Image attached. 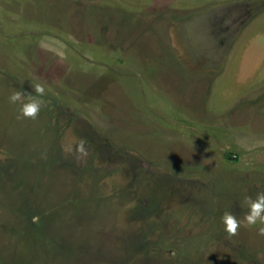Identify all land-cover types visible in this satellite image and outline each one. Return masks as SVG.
Segmentation results:
<instances>
[{"label":"rangeland","instance_id":"374dc122","mask_svg":"<svg viewBox=\"0 0 264 264\" xmlns=\"http://www.w3.org/2000/svg\"><path fill=\"white\" fill-rule=\"evenodd\" d=\"M261 193L264 0H0V264H264Z\"/></svg>","mask_w":264,"mask_h":264},{"label":"clouds","instance_id":"9594fccd","mask_svg":"<svg viewBox=\"0 0 264 264\" xmlns=\"http://www.w3.org/2000/svg\"><path fill=\"white\" fill-rule=\"evenodd\" d=\"M35 91L39 94L36 97L25 95L21 91H14L9 96V101L13 104L21 101L22 97H28L27 102L23 103L21 106V115L24 118L35 119L41 110L42 103L39 96L44 95L45 89L42 85H37ZM78 150L82 155H87L83 142L80 144ZM248 204L250 211L249 214L244 217V221H239L235 216L228 213L224 215L223 223L225 225V231L229 236L235 235L238 228L245 224V222L246 226L257 227L258 234L264 236V193L259 194L255 200L249 199Z\"/></svg>","mask_w":264,"mask_h":264},{"label":"flooded vegetation","instance_id":"af4514ba","mask_svg":"<svg viewBox=\"0 0 264 264\" xmlns=\"http://www.w3.org/2000/svg\"><path fill=\"white\" fill-rule=\"evenodd\" d=\"M230 23H232V22H230Z\"/></svg>","mask_w":264,"mask_h":264}]
</instances>
